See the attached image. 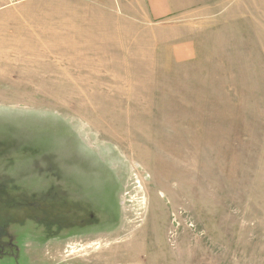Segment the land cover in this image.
<instances>
[{
    "label": "rangeland",
    "instance_id": "1",
    "mask_svg": "<svg viewBox=\"0 0 264 264\" xmlns=\"http://www.w3.org/2000/svg\"><path fill=\"white\" fill-rule=\"evenodd\" d=\"M0 227V264H264V0L0 9Z\"/></svg>",
    "mask_w": 264,
    "mask_h": 264
},
{
    "label": "flooded vegetation",
    "instance_id": "2",
    "mask_svg": "<svg viewBox=\"0 0 264 264\" xmlns=\"http://www.w3.org/2000/svg\"><path fill=\"white\" fill-rule=\"evenodd\" d=\"M5 249H8L9 250V253H11V254L8 255L7 258H9V256H11L13 258V260L16 259V252H17L16 250L17 249H16V247H15L14 244H12L11 242H9L6 245H1V247H0V257H3L5 254L8 253V250H5Z\"/></svg>",
    "mask_w": 264,
    "mask_h": 264
},
{
    "label": "built area",
    "instance_id": "3",
    "mask_svg": "<svg viewBox=\"0 0 264 264\" xmlns=\"http://www.w3.org/2000/svg\"><path fill=\"white\" fill-rule=\"evenodd\" d=\"M22 0H0V9L9 6V5H14L17 4L19 2H21Z\"/></svg>",
    "mask_w": 264,
    "mask_h": 264
},
{
    "label": "trees",
    "instance_id": "4",
    "mask_svg": "<svg viewBox=\"0 0 264 264\" xmlns=\"http://www.w3.org/2000/svg\"><path fill=\"white\" fill-rule=\"evenodd\" d=\"M0 231L3 233L1 234L4 237H13V236H7V231L5 229H3V227H0ZM6 231V232H5ZM5 232V233H4Z\"/></svg>",
    "mask_w": 264,
    "mask_h": 264
},
{
    "label": "crops",
    "instance_id": "5",
    "mask_svg": "<svg viewBox=\"0 0 264 264\" xmlns=\"http://www.w3.org/2000/svg\"><path fill=\"white\" fill-rule=\"evenodd\" d=\"M149 8H150V11L153 12L152 9H151V5L149 6Z\"/></svg>",
    "mask_w": 264,
    "mask_h": 264
}]
</instances>
